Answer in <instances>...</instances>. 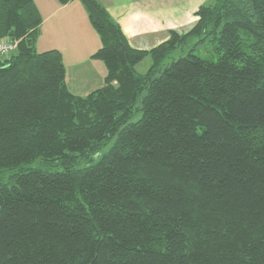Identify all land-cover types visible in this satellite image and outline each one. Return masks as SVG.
Returning a JSON list of instances; mask_svg holds the SVG:
<instances>
[{
	"label": "trees",
	"instance_id": "trees-1",
	"mask_svg": "<svg viewBox=\"0 0 264 264\" xmlns=\"http://www.w3.org/2000/svg\"><path fill=\"white\" fill-rule=\"evenodd\" d=\"M82 1L107 67L87 95L37 50L35 0H0L17 43L0 59V264H264V0L202 5L150 50Z\"/></svg>",
	"mask_w": 264,
	"mask_h": 264
},
{
	"label": "crops",
	"instance_id": "crops-1",
	"mask_svg": "<svg viewBox=\"0 0 264 264\" xmlns=\"http://www.w3.org/2000/svg\"><path fill=\"white\" fill-rule=\"evenodd\" d=\"M122 28L133 48L150 50L170 38V33H186L198 22L197 11L214 0H96ZM43 23L36 42L44 51L59 49L67 68V82L72 92L87 95L103 86L107 75L105 63L93 55L101 47L99 33L93 27L82 0L66 4L58 0H35ZM48 33L63 34L60 42L43 39ZM39 51V50H38ZM40 52V51H39Z\"/></svg>",
	"mask_w": 264,
	"mask_h": 264
},
{
	"label": "rangeland",
	"instance_id": "rangeland-1",
	"mask_svg": "<svg viewBox=\"0 0 264 264\" xmlns=\"http://www.w3.org/2000/svg\"><path fill=\"white\" fill-rule=\"evenodd\" d=\"M54 22V19L52 20L51 19V21L49 22V23H47L46 24V28H45V31H44V35L45 36H43V39L44 38H50L52 41H54V42H60L63 38V34L62 35H60L61 33L60 32H58V33H48L47 34V28L52 24ZM38 50L40 51V52H42V51H44L45 50V46H44V44H38ZM198 55H201V56H206L207 55V52H206V50H205V48L203 47V46H201V47H199V48H197L196 49V51H195ZM180 53L181 52H176V54H175V56L176 57H179L180 56ZM147 65H139L138 66V70L140 71V72H144L145 70H146V67ZM140 117V113L136 116V117H134V119L133 120H137L138 118ZM110 147V145H108L106 148H105V151L106 150H108V148ZM5 175H7V174H5Z\"/></svg>",
	"mask_w": 264,
	"mask_h": 264
},
{
	"label": "built area",
	"instance_id": "built-area-1",
	"mask_svg": "<svg viewBox=\"0 0 264 264\" xmlns=\"http://www.w3.org/2000/svg\"><path fill=\"white\" fill-rule=\"evenodd\" d=\"M17 43L8 39L0 38V59L8 57L16 49Z\"/></svg>",
	"mask_w": 264,
	"mask_h": 264
}]
</instances>
